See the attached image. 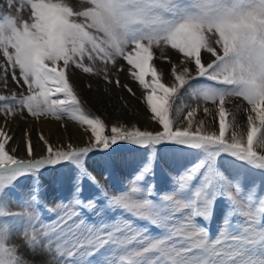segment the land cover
I'll use <instances>...</instances> for the list:
<instances>
[{
    "label": "snow or ice",
    "instance_id": "6c2138e0",
    "mask_svg": "<svg viewBox=\"0 0 264 264\" xmlns=\"http://www.w3.org/2000/svg\"><path fill=\"white\" fill-rule=\"evenodd\" d=\"M6 4L20 15L0 14V88L7 90L10 78L26 93L0 94V115L5 119L0 125V218H9L0 222V264H34L7 243L18 226L23 228V247L37 255L48 253L50 259L60 243L69 247L67 256L72 258V249L83 248L87 241L92 255L111 245L128 264H264V220L252 217L243 228L236 221L244 198L264 192L240 167L264 172V0H6ZM154 46L165 60H170L169 49L179 57L171 65L170 84L162 82L163 72L154 65ZM205 53L210 57L207 62ZM117 59L125 61L128 75L144 90L143 103L159 130L114 124L108 136L102 119L72 115L73 121L87 126L86 147L56 148L41 135L45 154L37 158L28 141L25 156L15 155L19 148L11 146L9 115L14 117L19 108L33 117L51 114L60 119L66 105L78 104L70 84L73 70L111 83L108 65L116 67ZM201 79L203 86L194 87L192 82ZM115 83L120 85L119 80ZM188 89L198 102L215 106L203 110L218 118V134L196 126L203 121L191 119L197 111L191 105H183L177 115V102ZM232 97L240 98L243 106L228 109ZM237 113H243L241 121ZM121 144L148 149L149 158L122 191L101 194L85 161L90 153L110 156L109 150L114 152ZM160 145L207 155L174 178L170 193L158 194L164 204L147 182L153 170L152 150ZM214 158H230L232 173L226 175L212 163ZM63 163L75 165L77 176L72 197L61 201L62 214L36 218L34 213L43 204L38 182L24 195L23 210H7L8 198L22 177L38 180L42 169ZM85 178L99 189L91 199L82 195ZM219 198L227 202L228 210L213 238L197 221L210 218ZM117 210L133 219L123 227L115 225Z\"/></svg>",
    "mask_w": 264,
    "mask_h": 264
},
{
    "label": "rangeland",
    "instance_id": "374dc122",
    "mask_svg": "<svg viewBox=\"0 0 264 264\" xmlns=\"http://www.w3.org/2000/svg\"><path fill=\"white\" fill-rule=\"evenodd\" d=\"M0 14H8L14 16L20 15L15 12L14 8L10 9L7 7L6 0H0ZM23 15H27V9H25ZM154 53V65L158 70H162L163 72L162 82L169 84L168 80L171 79H165L162 66L167 68L170 77L173 78L171 76V65L173 63H178L179 57L176 55L174 50L169 49L166 54L168 57H170V60H165L164 57L160 55V49L155 46ZM204 60L206 62L210 60V57L206 53L204 55ZM122 66L124 67V71H117V69ZM98 67H102V65H98ZM108 70V75L111 83L106 82L102 78V76L85 74L82 73V71L76 69L73 70L70 78V84L72 85L74 93L77 96L78 104L73 105L69 103L68 105H66L65 112L60 119H57L51 114L33 117L27 112L26 109L21 111L18 108L17 114L14 117L9 115L7 120H13L14 118L20 116L31 119L35 122L46 119L48 121H56L58 125L60 123V128H62L61 125H64L67 128L69 126H73L84 131L87 126L77 121H73L71 119L72 115L83 114L89 116L90 118L102 119L100 115L93 108H91V105L86 101L84 94L85 91L87 92L89 89H91L89 85L91 87L93 85H102L104 86V89H116L122 91L128 97H135V99L138 98L137 101L139 106L141 105L140 107L147 112L146 105L143 103V96L145 94L144 90L141 89L139 85L134 82L128 75L127 65L125 61H123L122 59H117L116 67H112V65L109 64ZM116 80L120 81L119 86L116 85ZM192 83L194 87H199L203 86L204 81L201 79L199 81H193ZM124 85H128L133 90L135 95L130 94L125 89ZM80 87L85 91L83 92ZM21 91L26 93V89L18 88L16 84H13L11 82L10 78L8 89L5 90L0 88V94H11V92ZM183 105H191L197 110L199 108L204 109L205 107L214 110L215 107L211 101L200 100L198 102L194 98L191 89L182 92L181 100L177 102V115L181 114ZM237 105L243 106V102L238 97H232L226 107L231 110L234 109ZM2 112L3 108H0V113ZM148 115L150 117V113H148ZM182 115L186 116L187 110H183ZM242 115L243 113H237L236 118L238 121H241V119H243ZM0 119L5 120L2 115H0ZM1 120L0 123L2 122ZM102 121L104 120L102 119ZM206 123L207 125L204 129L207 132H216L218 134V118L214 119L212 116H206ZM154 125L156 126V128H152L151 126V128H149V131L159 130L158 125H156L155 123ZM35 130V128H30L31 133H29L26 127H21L20 131L18 130L13 135V140H20L22 143L26 140H29L34 143L39 142L40 144H42L43 142L39 139V137L41 136V132ZM230 131L231 130L229 129L226 135H230ZM25 133H27V135H25ZM104 135H111V129H109L106 123L104 128ZM87 145L88 142L80 147H86ZM114 147V152H112L111 149L109 150L111 152L110 156H106L104 153L95 152L90 153L88 159L85 161L84 166L99 182L101 194H103L104 192L112 194L116 191H122L125 185L128 184L129 179L149 158V150L145 148H140L130 144H121ZM205 159H207V155L199 150L184 148L177 145L157 146L154 150H152L153 170L147 181L155 186L156 193H154V196H157V198L160 199V203L164 204L162 196L158 194L170 193L173 188V180L179 173H183L186 168L191 167V165L193 163H196L198 160ZM229 161L230 158H214L212 163L214 165L218 164L221 167V170L225 171L226 175H229L233 171V168L230 165ZM240 167L247 174L250 182L256 183L257 186L260 185L261 191H264V172L255 169H249L243 165H241ZM76 176V166L71 163H63L55 165L53 167H46L42 169L38 174V180H34V178L31 176L22 177L17 182L15 188L12 190L13 194L8 198L7 210L12 212H19L23 210L24 195L31 191L34 182H38L40 185V194L43 204L41 209L35 211L34 215L36 216V218L39 219L44 215L62 214L61 201L66 202V200L72 197ZM82 188V195L89 199H91L94 195L99 194V189H97V186L91 183V181L87 180V178L84 179ZM256 192L257 194L254 195V197H245L242 201V207L240 208L236 216L237 225L241 228H243L246 225L247 221L252 217H254L258 221L264 220V211H262L261 207L258 208L257 206V203L259 204L258 200H260V198L264 199V192H259L258 190ZM169 210H171V208H169ZM227 210V202L223 198H219L212 207L210 218L208 220L198 219L197 222L201 227H204L207 230L211 237L214 238L221 229ZM249 213H251V216L248 215ZM7 219L9 218H0V222H4ZM130 219H133L130 215L125 214L124 216H121L119 210H117L115 225L123 227L127 220ZM99 223L100 220L98 219L97 224ZM112 227L113 225L110 223L109 228ZM46 230L50 235V230ZM140 231L143 232V229H140ZM29 234H32L30 228ZM23 239V228L18 226L15 233L10 237L7 243L9 244V246L13 245L18 247L20 249V253L26 256L29 261H33L34 264H64L65 261H68L69 264H73V262H76V264H106V262L107 264H111L112 260H116L118 264H128L127 259L121 261L120 255L117 254L116 249H114L111 245H109L108 247H99L98 250H95V255H92V251H94V249L91 245L87 244V241H83L82 243L84 247L72 249L73 257L69 258L67 256L69 247H65L62 243H60L58 249L57 247H53V255L50 259L48 253H40L39 255H37L29 252L23 247ZM52 242L54 244L56 243L55 238H53ZM133 251H135L134 248ZM110 252L112 253L111 256L109 255Z\"/></svg>",
    "mask_w": 264,
    "mask_h": 264
},
{
    "label": "bare ground",
    "instance_id": "6f19581e",
    "mask_svg": "<svg viewBox=\"0 0 264 264\" xmlns=\"http://www.w3.org/2000/svg\"><path fill=\"white\" fill-rule=\"evenodd\" d=\"M162 69L164 71L165 79H171L168 80V83L170 84L173 78L170 77L169 71L166 67L162 66ZM90 88L91 89L86 92L80 87L83 92L85 91L84 95L86 101L91 105L90 107L100 115V117L108 125L109 129H111L114 124L117 126L123 124L125 127H132L129 125H138L137 127H139L141 130H150L149 128H151V126L152 128H156L148 113L140 107L141 105L139 106L137 101L138 98L135 99V97H128L125 93L116 89H104V86L102 85H93L92 87L90 86ZM191 119H193L194 122L203 121L202 125L196 126L206 128V115L203 108H199ZM1 121L2 122L0 125L5 124V120ZM7 121V131L12 136L18 130L20 131L21 127H26L29 133H31L30 128H35L37 131H40L41 135L44 136L49 141V143L56 148H67L69 144H71L73 147H80L89 142L88 135L85 134V132L81 129L75 128L73 126H69L67 128L64 125H61L62 128H60V123L58 125L56 121L42 119L35 122L31 119L21 116ZM28 141L29 140H26L23 143L20 140L11 141L12 147L19 148V150L15 153L17 157L25 156V146ZM31 143L35 146V155L37 158L40 155L45 154V145L43 143Z\"/></svg>",
    "mask_w": 264,
    "mask_h": 264
}]
</instances>
